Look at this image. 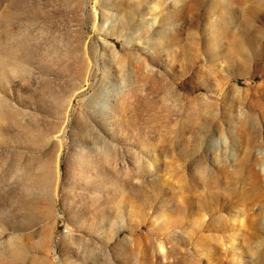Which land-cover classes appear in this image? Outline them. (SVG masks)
<instances>
[{
    "label": "rangeland",
    "instance_id": "1",
    "mask_svg": "<svg viewBox=\"0 0 264 264\" xmlns=\"http://www.w3.org/2000/svg\"><path fill=\"white\" fill-rule=\"evenodd\" d=\"M0 264H264V0H0Z\"/></svg>",
    "mask_w": 264,
    "mask_h": 264
},
{
    "label": "built area",
    "instance_id": "2",
    "mask_svg": "<svg viewBox=\"0 0 264 264\" xmlns=\"http://www.w3.org/2000/svg\"><path fill=\"white\" fill-rule=\"evenodd\" d=\"M64 231H67V228H64Z\"/></svg>",
    "mask_w": 264,
    "mask_h": 264
}]
</instances>
